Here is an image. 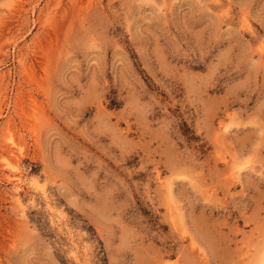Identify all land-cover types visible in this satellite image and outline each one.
<instances>
[{
    "label": "rangeland",
    "instance_id": "374dc122",
    "mask_svg": "<svg viewBox=\"0 0 264 264\" xmlns=\"http://www.w3.org/2000/svg\"><path fill=\"white\" fill-rule=\"evenodd\" d=\"M0 264H264V0H0Z\"/></svg>",
    "mask_w": 264,
    "mask_h": 264
},
{
    "label": "bare ground",
    "instance_id": "6f19581e",
    "mask_svg": "<svg viewBox=\"0 0 264 264\" xmlns=\"http://www.w3.org/2000/svg\"><path fill=\"white\" fill-rule=\"evenodd\" d=\"M18 181V180H17Z\"/></svg>",
    "mask_w": 264,
    "mask_h": 264
}]
</instances>
